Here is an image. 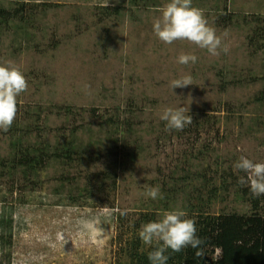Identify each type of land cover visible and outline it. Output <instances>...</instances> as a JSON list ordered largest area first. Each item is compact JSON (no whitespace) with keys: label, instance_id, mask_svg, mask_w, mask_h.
Instances as JSON below:
<instances>
[{"label":"rangeland","instance_id":"374dc122","mask_svg":"<svg viewBox=\"0 0 264 264\" xmlns=\"http://www.w3.org/2000/svg\"><path fill=\"white\" fill-rule=\"evenodd\" d=\"M168 2L0 0L17 16L0 18V65L29 85L0 131V264H135L153 247L138 235L144 215L264 216L233 168L241 155L264 162V0H192L229 49L218 56L157 38ZM186 75L193 85L173 90ZM179 106L193 123L166 129L163 111ZM28 145L49 156L42 166L1 168Z\"/></svg>","mask_w":264,"mask_h":264},{"label":"clouds","instance_id":"9594fccd","mask_svg":"<svg viewBox=\"0 0 264 264\" xmlns=\"http://www.w3.org/2000/svg\"><path fill=\"white\" fill-rule=\"evenodd\" d=\"M153 31L165 44L187 41L206 49L212 56H218L220 51H229L223 46L221 37L208 25L202 10L192 6V0H169L162 7L161 16L154 21ZM197 59L194 54L181 53L178 63L195 64ZM189 85H193L190 75L170 82L173 90ZM28 87L27 78L18 67L10 62L6 66L0 65V131L10 130L18 113L17 98ZM188 111L184 106L166 108L160 119L166 122V129L182 131L193 123L192 116L186 115ZM233 168L245 174L239 177L238 183L247 185L254 197L264 196V162H254L241 155ZM145 195L153 200L162 198L158 187H149ZM124 214L126 213L121 212V215ZM138 235L143 244L154 248L148 253L150 264H167L169 256L166 253L169 250L178 253L189 246L197 250V257L204 255L202 245L205 241L197 235L196 222L187 218V213L181 209L166 211L159 220L142 225Z\"/></svg>","mask_w":264,"mask_h":264},{"label":"trees","instance_id":"16d2710c","mask_svg":"<svg viewBox=\"0 0 264 264\" xmlns=\"http://www.w3.org/2000/svg\"><path fill=\"white\" fill-rule=\"evenodd\" d=\"M14 1L21 2L23 0ZM141 1L147 0H134L135 3ZM0 16L1 19L4 17L6 21L17 17L16 12L11 15L6 14L2 10H0ZM13 145H16V143ZM37 151L40 152L36 147L28 145L26 147L27 155L21 151V153L19 152L20 155H17L18 158L15 156L7 161L9 168L4 165L1 168L3 170L9 169L11 172L13 170L15 173V170L25 167L34 172L39 166L44 164V158H49L43 151L40 152L42 154H38ZM71 155L70 151H66L65 156L71 159ZM243 193L246 196L252 195V193L249 194L245 190ZM201 196L202 192L196 196L198 197V202L201 201ZM262 197L264 199V196ZM253 203L254 208L257 209L258 201ZM191 207L192 209L190 210H193V215L189 218L196 222L197 235L205 241V244L202 245L204 255L203 257H197V250L190 246L178 253L169 250L166 253L169 256L167 264H264V216L258 213L249 217L234 214L217 216L211 215L206 211L194 210V207ZM143 217L140 221H143L144 224L153 221L149 214ZM139 223H135L137 228L140 226ZM152 250H154L153 247L146 252L134 254L133 256L136 258L134 259L135 264H150L148 253ZM215 250L220 252V257L218 259H210L209 256H213Z\"/></svg>","mask_w":264,"mask_h":264}]
</instances>
